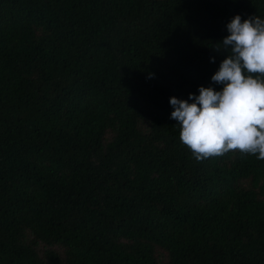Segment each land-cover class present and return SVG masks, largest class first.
Wrapping results in <instances>:
<instances>
[{
    "label": "trees",
    "instance_id": "obj_1",
    "mask_svg": "<svg viewBox=\"0 0 264 264\" xmlns=\"http://www.w3.org/2000/svg\"><path fill=\"white\" fill-rule=\"evenodd\" d=\"M236 14L264 0H0V264H264V160L170 115Z\"/></svg>",
    "mask_w": 264,
    "mask_h": 264
},
{
    "label": "clouds",
    "instance_id": "obj_2",
    "mask_svg": "<svg viewBox=\"0 0 264 264\" xmlns=\"http://www.w3.org/2000/svg\"><path fill=\"white\" fill-rule=\"evenodd\" d=\"M226 28L222 49H215L227 55L211 76L222 87L170 97L171 119L198 162L230 152L264 160V18L236 14Z\"/></svg>",
    "mask_w": 264,
    "mask_h": 264
}]
</instances>
